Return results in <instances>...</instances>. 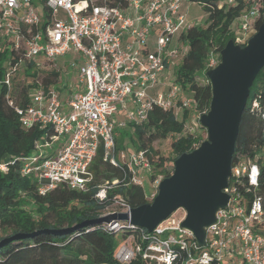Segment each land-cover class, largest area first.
<instances>
[{
	"label": "built area",
	"instance_id": "built-area-1",
	"mask_svg": "<svg viewBox=\"0 0 264 264\" xmlns=\"http://www.w3.org/2000/svg\"><path fill=\"white\" fill-rule=\"evenodd\" d=\"M184 1L42 0L41 13L35 0H0V48L8 43L14 49L0 85L12 92L18 81L33 84L29 103L16 107L21 124L53 130L50 140L41 139L36 151L24 158L22 168L24 175L39 179L41 193L62 183L86 189L101 145L105 158L114 164L127 163L132 180L143 185L138 169L149 166L145 152H117V129L147 121L155 106L175 108L177 114L178 108L191 109L200 122L202 114L195 108V98L184 96L181 86L167 75L179 54L172 45L173 35L195 26L188 25L182 13ZM237 1L220 0L218 6H233ZM260 9L261 0H247V7L237 17L235 43L247 42L252 30L256 31ZM68 52L74 54L71 66L77 69L78 79L67 82L63 100L57 85L44 86L41 73L57 68L56 61ZM219 62L218 55L211 52L208 67ZM28 63L40 73L34 79L22 73ZM262 117L264 120V108ZM45 145H56L57 151L46 155L42 153ZM263 165L264 144L253 155L237 156L224 189L228 203L206 227L204 244L182 225L186 213L169 216L153 231L126 222L134 232L117 249L116 264H132L137 257L145 264H264ZM8 170V162L0 163L1 172ZM117 182H105L97 196L105 198ZM115 205L123 211L132 208L125 201ZM120 222L106 224L119 230Z\"/></svg>",
	"mask_w": 264,
	"mask_h": 264
},
{
	"label": "trees",
	"instance_id": "trees-1",
	"mask_svg": "<svg viewBox=\"0 0 264 264\" xmlns=\"http://www.w3.org/2000/svg\"><path fill=\"white\" fill-rule=\"evenodd\" d=\"M203 5L208 18L205 25H195L182 33L188 41L189 50L182 62L175 68L173 82L179 84L183 94L191 92L196 100V110L203 114L210 109L212 88L207 77L210 53L215 52L221 60V50L230 39L235 40L232 24L247 7V0H238L233 6L219 7L220 0H192ZM261 16L256 30L264 21V0H261ZM246 44V42L241 45ZM14 49L8 43L0 48V79L5 74L8 61ZM34 79L39 76L28 63L22 72ZM46 88L57 85L62 79L57 68H49L41 74ZM200 78L205 79L201 82ZM33 84L18 81L12 92L0 85V163L8 162L9 170L0 171V241L16 233L30 234L14 239L0 248V264H116V238L123 232L126 238L134 232L121 221L119 230H111L106 223H91L64 234L51 230L74 226L87 220H95L110 211L117 201H125L132 208L151 202L143 185L132 180L133 173L125 162L112 163L105 158L103 145L99 147L90 171L91 179L86 189H72L65 183L41 193L38 178L24 175V158L31 156L43 138L50 140L53 130L50 126L36 125L24 128L17 113V106L29 103V89ZM10 93V94H9ZM182 96L178 105H182ZM258 105L255 106L254 103ZM264 68L251 86L250 96L242 115L236 140L233 162L239 154L253 155L264 144ZM183 108L179 118L175 108L164 109L155 106L149 118L142 124L129 123L118 128L117 152L129 138L135 152L144 151L154 169L152 178L170 176L175 160L184 152L195 149L205 140L201 134L186 131V123L192 114ZM205 129L204 126L200 125ZM121 129V130H120ZM172 138L173 156H165L153 147L157 140ZM118 180L107 190L105 198L97 196L100 187L107 181ZM264 185V165L261 169ZM157 194V193H156ZM132 264H145L137 257Z\"/></svg>",
	"mask_w": 264,
	"mask_h": 264
},
{
	"label": "water",
	"instance_id": "water-1",
	"mask_svg": "<svg viewBox=\"0 0 264 264\" xmlns=\"http://www.w3.org/2000/svg\"><path fill=\"white\" fill-rule=\"evenodd\" d=\"M220 54V62L206 72L212 99L200 123L207 129V138L175 160L173 173L159 182L153 200L128 211L109 212L95 220L51 230L53 233H70L91 223L117 221L153 231L173 212L183 208L186 215L182 225L194 233L201 245L205 243L206 227L216 221L217 211L228 203L229 195L224 189L232 174L240 122L251 86L264 68V21L246 44L230 39ZM29 235L7 236L0 241V248Z\"/></svg>",
	"mask_w": 264,
	"mask_h": 264
},
{
	"label": "rangeland",
	"instance_id": "rangeland-1",
	"mask_svg": "<svg viewBox=\"0 0 264 264\" xmlns=\"http://www.w3.org/2000/svg\"><path fill=\"white\" fill-rule=\"evenodd\" d=\"M37 3L38 10L43 13L44 9L42 6V0H35ZM182 13L185 15L187 19V23L193 24V25H205L207 22L208 15L203 7V5L199 2L192 1V0H185L182 4ZM61 16L64 15L63 11H60ZM239 19H236L234 23L232 24V31L236 35L237 32V25L239 23ZM185 30V29H184ZM183 30V31H184ZM179 31L175 35H173L172 45L179 49V54L176 57V64L172 65L167 72V75L172 79L174 77V70L175 68L182 62L183 57L189 50V43L187 40L181 38L182 32ZM186 31V30H185ZM184 31V32H185ZM255 29L252 30V33L249 34V36L253 35L255 33ZM235 41V40H234ZM74 54L72 52H68V54L64 57H60L56 61L57 69L59 68V71L61 73V87L67 82H76L78 79V71L76 68L71 66V57H73ZM52 68V67H49ZM42 74V73H41ZM201 82H205V79L200 78ZM65 87V86H64ZM59 89V88H58ZM65 89V88H63ZM184 96H193L191 92L184 94ZM178 116L181 118L183 116V109H177ZM197 112H193L191 116L188 118L186 123V131L192 132L195 134H201L204 138H207V129H203L200 127L201 123L199 122ZM118 117L121 119L124 116L119 114ZM121 130V129H120ZM119 135V133H118ZM173 137H169L164 140H157L154 142L153 147L156 151H158L160 154H163L165 156H173L172 151V142ZM57 151L56 145H45L42 147V153L46 155H52ZM125 152L127 155H129L132 152H135V147L133 146L131 140L129 138H126L123 143V149L121 150ZM127 161V159H126ZM154 173L153 167L150 165L147 167H139L138 169V176L143 181V188L147 195H150L152 193L157 192L159 182L161 181L162 176H157L156 178H152V174ZM151 199V197H149ZM114 211H123L122 206L114 205L110 208L109 212ZM107 212V213H109ZM185 214V210L183 208L177 209L175 212L172 213V216L180 217ZM3 235L2 230L0 229V236ZM125 242V238L123 237V232H118V236L116 238V246L119 248L123 243Z\"/></svg>",
	"mask_w": 264,
	"mask_h": 264
},
{
	"label": "crops",
	"instance_id": "crops-1",
	"mask_svg": "<svg viewBox=\"0 0 264 264\" xmlns=\"http://www.w3.org/2000/svg\"><path fill=\"white\" fill-rule=\"evenodd\" d=\"M73 57H71V59H72ZM75 82V81H74ZM61 83H63V82H60V84ZM60 84H57V87L59 88V90H60V93H61V97H62V99L64 100V98H65V96H66V93H67V84L65 83L64 85H63V87H61V85ZM65 86V87H64ZM63 88H65V89H63ZM121 115H123V112L121 113Z\"/></svg>",
	"mask_w": 264,
	"mask_h": 264
}]
</instances>
